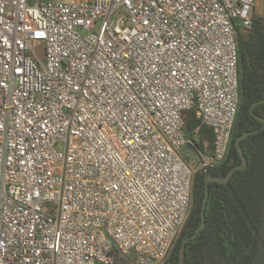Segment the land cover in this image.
<instances>
[{
  "label": "built area",
  "instance_id": "1",
  "mask_svg": "<svg viewBox=\"0 0 264 264\" xmlns=\"http://www.w3.org/2000/svg\"><path fill=\"white\" fill-rule=\"evenodd\" d=\"M255 1L0 0V264L167 258L194 172L226 157Z\"/></svg>",
  "mask_w": 264,
  "mask_h": 264
},
{
  "label": "trees",
  "instance_id": "2",
  "mask_svg": "<svg viewBox=\"0 0 264 264\" xmlns=\"http://www.w3.org/2000/svg\"><path fill=\"white\" fill-rule=\"evenodd\" d=\"M251 20L250 27L237 28L239 101L226 157L216 167L194 172L190 212L161 264H177L181 243L198 228L206 178H224L230 169L241 165L236 137L263 125L249 111L254 103L264 100V30L257 16L252 15ZM253 113L264 119V103L256 105ZM182 120L188 138L199 121L194 110L184 111ZM194 145L185 146L196 154L193 167L198 154L212 150V130L200 127ZM240 147L247 166L235 171L225 184L209 183L205 227L186 243L183 264H264V129L249 135ZM115 264L127 261L121 258Z\"/></svg>",
  "mask_w": 264,
  "mask_h": 264
},
{
  "label": "water",
  "instance_id": "3",
  "mask_svg": "<svg viewBox=\"0 0 264 264\" xmlns=\"http://www.w3.org/2000/svg\"><path fill=\"white\" fill-rule=\"evenodd\" d=\"M259 25L262 27V29L264 30V18H261L259 19ZM264 103V100H261V101H258L256 103H254L249 111L250 113L253 115V117L262 122L263 125L261 126L260 129L256 130V131H252V132H243L240 136L236 137L235 141H234V144H235V147L237 149V152H238V155L240 157V160H241V165L239 166H236V167H233L232 169H230V171L226 174V176L224 178H217V177H212V176H208L205 180V184H204V198H203V201H202V204H201V209H200V216H201V221H200V224L198 226V228L196 229V231L190 235L189 237H187L186 239L183 240V242L181 243V246L179 248V259H178V263L177 264H183L184 263V249H185V245L186 243L195 238L198 233L205 227V207H206V202H207V198H208V186H209V183L211 182H217V183H220V184H225L229 181V179L231 178L232 174L235 172V171H240V170H244L247 166V161H246V158L243 154V151L240 147V142L243 141L244 139H246L249 135H252L254 133H257L261 130L264 129V119L256 116L254 113H253V108L258 105V104H262Z\"/></svg>",
  "mask_w": 264,
  "mask_h": 264
},
{
  "label": "rangeland",
  "instance_id": "4",
  "mask_svg": "<svg viewBox=\"0 0 264 264\" xmlns=\"http://www.w3.org/2000/svg\"><path fill=\"white\" fill-rule=\"evenodd\" d=\"M59 1L69 2L70 0H28V2L31 4L35 2H59ZM81 1H85V0H81ZM252 15L257 16L259 19L264 18V0L255 1V5L252 8L251 16ZM58 149L60 150V147H58ZM194 156L196 157V154L191 148L183 149L182 158L189 167H193Z\"/></svg>",
  "mask_w": 264,
  "mask_h": 264
}]
</instances>
